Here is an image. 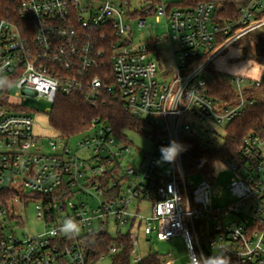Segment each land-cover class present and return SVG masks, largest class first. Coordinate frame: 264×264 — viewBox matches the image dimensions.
I'll use <instances>...</instances> for the list:
<instances>
[{
    "label": "built area",
    "instance_id": "2783aa9c",
    "mask_svg": "<svg viewBox=\"0 0 264 264\" xmlns=\"http://www.w3.org/2000/svg\"><path fill=\"white\" fill-rule=\"evenodd\" d=\"M216 9L213 0H0V264H95L125 247L116 241L94 260L90 248L102 234L129 238L133 263L144 259H133L142 234L183 237L188 264L191 253L224 252L237 264H264V127L222 162L232 171L224 204L214 203L221 188L213 180H189L182 152L174 163H157L172 140L217 147L202 141L200 129L216 132L262 98L248 92L260 77H228L236 92L230 103L211 95L208 80L220 52L264 29V0H251L223 25L214 21ZM156 25L162 34H154ZM137 34L150 41L137 42ZM59 93L90 103L112 97L144 120L146 132L129 130L153 142L140 171L126 158L127 133L99 119L77 148L58 136L45 152L22 103L36 96L54 104ZM33 202L43 229L30 233L25 212ZM69 217L80 222L75 239L58 231Z\"/></svg>",
    "mask_w": 264,
    "mask_h": 264
},
{
    "label": "trees",
    "instance_id": "16d2710c",
    "mask_svg": "<svg viewBox=\"0 0 264 264\" xmlns=\"http://www.w3.org/2000/svg\"><path fill=\"white\" fill-rule=\"evenodd\" d=\"M251 0H220L214 1L217 9L214 13V21L225 24L228 20H236L241 15V9L249 4ZM199 0H179L173 2L175 6L196 5ZM229 34H221L216 38V43H222L229 38ZM241 50L243 60L257 61L264 65V29L250 32L233 43ZM239 59V58H234ZM210 78L208 87L211 95L230 103L236 99V92L228 77L221 74L216 65L209 68ZM259 83L254 82L249 86V91L262 96L255 104L249 106L245 112L231 120L225 128V141L221 146L209 148L197 140L184 137L182 151L184 167L189 175H202L209 180L214 179L215 166L235 156L243 145L245 137L258 129L264 127V71L259 78ZM108 122L117 134L127 133L129 130L140 132L147 131L144 120L134 117L126 112L121 102L112 97L106 101L90 103L79 93L65 95L59 93L53 104L50 122L56 133L65 138L73 137L90 129L94 121ZM92 244L91 258L99 260L103 254H108L109 246L117 242L125 245L118 253L112 254L113 264H162L158 253L149 254L142 261L133 263L130 255L131 245L129 238L123 236L119 239L111 236L98 235ZM231 264H237L231 261Z\"/></svg>",
    "mask_w": 264,
    "mask_h": 264
},
{
    "label": "rangeland",
    "instance_id": "374dc122",
    "mask_svg": "<svg viewBox=\"0 0 264 264\" xmlns=\"http://www.w3.org/2000/svg\"><path fill=\"white\" fill-rule=\"evenodd\" d=\"M165 2H176L179 0H164ZM164 27L156 25L154 28V34H162L164 32ZM136 41H150L148 37L141 38L140 35H136ZM162 57L167 59L168 62H172V55L169 51H163ZM239 58V59H234ZM241 58V50L234 44L227 46L215 59V65L221 74L232 78L237 76H244L247 78L258 79L261 77L264 71V65L257 61L243 60ZM25 110H27L34 118V133L42 137L43 150L45 152L50 151L49 139L58 137L59 135L53 129L50 122V115L53 108V103L45 98H39L32 96L22 103ZM226 125L220 126L216 132H205L200 129L199 133L203 142H214V145L221 146L225 141V131ZM94 129L83 131L82 133L71 137L69 140V145L72 148H77L78 143L82 139L90 134H93ZM129 139L132 141L131 150L127 152L126 158L130 160L132 166L140 171V164L143 161L146 153L150 152L153 147L152 140L145 134L127 131ZM165 169L169 171V167L165 166ZM232 177L231 169L222 162H218L215 166V173L213 184L216 189L221 188V193L214 196V203L221 205L224 204L230 197L229 184ZM203 179L202 175H190L189 180L197 183ZM87 200V197H85ZM35 202L31 203L27 211V230L30 233H35V231H41L43 229V224L38 221L36 217V207ZM149 206V205H148ZM16 212H20L18 209ZM25 228V229H26ZM114 233V228L111 229ZM159 253L162 255L171 254L172 258L175 260L174 264H188L189 258L187 255V249L183 237H175L171 240H159L156 235L152 238L140 234L139 236V247L135 248L133 259L138 256L147 257L149 254ZM95 264H113L111 257H105L100 259Z\"/></svg>",
    "mask_w": 264,
    "mask_h": 264
},
{
    "label": "clouds",
    "instance_id": "9594fccd",
    "mask_svg": "<svg viewBox=\"0 0 264 264\" xmlns=\"http://www.w3.org/2000/svg\"><path fill=\"white\" fill-rule=\"evenodd\" d=\"M6 83L4 79H0V86ZM185 148L176 140L170 141L167 146H161L159 151L161 153L160 160L157 163L167 162L174 163L177 157ZM58 231L66 238L75 239L80 234V222L74 217H69L59 226ZM224 252L218 256H204L202 253L199 255L190 254L191 264H231V259Z\"/></svg>",
    "mask_w": 264,
    "mask_h": 264
},
{
    "label": "crops",
    "instance_id": "0c3cea01",
    "mask_svg": "<svg viewBox=\"0 0 264 264\" xmlns=\"http://www.w3.org/2000/svg\"><path fill=\"white\" fill-rule=\"evenodd\" d=\"M213 1H220V0H213Z\"/></svg>",
    "mask_w": 264,
    "mask_h": 264
}]
</instances>
